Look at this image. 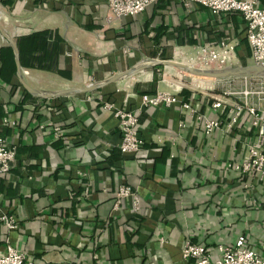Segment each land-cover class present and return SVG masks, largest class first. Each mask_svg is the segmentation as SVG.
Segmentation results:
<instances>
[{"label":"crops","instance_id":"0c3cea01","mask_svg":"<svg viewBox=\"0 0 264 264\" xmlns=\"http://www.w3.org/2000/svg\"><path fill=\"white\" fill-rule=\"evenodd\" d=\"M106 13L105 0H0V25L15 44L39 33L20 63L23 82L53 94L28 92L0 62V132L15 147L0 175V215L15 228L0 220V253L12 247L33 264H196L182 256L186 242L203 245L212 259L240 235L259 247L264 182L232 167L254 136L246 111L229 124L239 95L215 89L216 79L192 76L188 85L181 71L167 70L175 78L168 80L152 66L89 89L174 50L221 40L235 44L238 64L251 65L242 15L184 0H157L110 22ZM8 46L0 34V48ZM50 47L55 55L47 59ZM231 81L241 91L247 80ZM157 92L176 100L143 103ZM217 100L224 110L213 107ZM251 102L264 108V94ZM119 108L137 117L135 154L120 151ZM206 119L220 122L209 134ZM121 186L132 195L116 205Z\"/></svg>","mask_w":264,"mask_h":264},{"label":"built area","instance_id":"2783aa9c","mask_svg":"<svg viewBox=\"0 0 264 264\" xmlns=\"http://www.w3.org/2000/svg\"><path fill=\"white\" fill-rule=\"evenodd\" d=\"M157 0H105L107 5L106 19L108 22L124 17L134 16L143 12L149 5ZM186 4L195 3L210 10L212 14L239 12L245 24V38L250 48L253 64L264 67V7L258 5L257 0H184ZM178 53H183L178 50ZM190 62L201 69H221L237 64L236 46L232 42L221 40L215 45L198 46L194 53L187 57ZM246 86L239 92L229 94L239 95L240 99L230 107L229 124H235L241 113L246 111L251 118L254 128L253 139L248 143L247 155L232 167L241 173H250L258 176L264 182V108L251 102V97L264 94V77L256 83L247 76H243ZM254 82V83H253ZM255 84L257 88L251 86ZM144 104H169L176 98L165 92L153 95H143ZM188 107L187 104L184 105ZM214 108H226L219 100L213 103ZM114 115L118 119V128L121 134L120 151L123 153H136L141 144L138 136V120L131 112L116 109ZM216 119H206L204 132L211 133L219 126ZM15 156V147L7 144L0 132V175L7 174ZM132 195L128 186H121L116 192V205L123 197ZM0 220L10 229L15 228L14 220L1 214ZM219 255L210 258L203 245L186 242L182 248L183 258H192L196 264H264V240L259 247L252 246L244 235H240L234 244L218 247ZM0 264H33L32 259L15 248L8 247L6 252L0 253Z\"/></svg>","mask_w":264,"mask_h":264},{"label":"water","instance_id":"95a60500","mask_svg":"<svg viewBox=\"0 0 264 264\" xmlns=\"http://www.w3.org/2000/svg\"><path fill=\"white\" fill-rule=\"evenodd\" d=\"M0 34L7 40L8 44L11 46L14 54V61H15V66H16V74L17 77L19 78L21 84L24 86V88L35 95H53V94H48V93H41L37 90H34L30 87H28L22 80V72H21V67H20V62H19V52L18 48L14 42V40L6 34V32L2 29L0 25ZM154 65H169L173 66L176 68H179L181 71L187 72L191 75L198 76V77H203V78H209V79H225V78H236V77H243V76H251V75H259L264 77V67L251 64V65H233V66H228L225 68L221 69H201V68H195L192 66H188L183 64L182 62L178 61H171V60H159V59H154L146 64H141L135 68L123 71L115 76H112L108 80L97 84L93 87H90L89 89L93 88H98L101 85L112 82L115 80L122 79L126 76H130L140 70H144L148 67L154 66Z\"/></svg>","mask_w":264,"mask_h":264},{"label":"rangeland","instance_id":"374dc122","mask_svg":"<svg viewBox=\"0 0 264 264\" xmlns=\"http://www.w3.org/2000/svg\"><path fill=\"white\" fill-rule=\"evenodd\" d=\"M183 50V48H180V51ZM175 51V50H174ZM168 57V58H158L159 60H171V61H178V62H182L188 66H192V67H195V68H199L197 66H195L192 62H190V60L187 58L189 56H191L194 51H188L186 53H178V52H174ZM236 65H241V64H236ZM249 65V64H248ZM171 68V69H170ZM151 69L155 70V69H158V72H159V76H166V78L168 80L170 79H175L171 74H167V70H175L177 72H180L181 70L179 68H176V67H170L168 65H154L151 67ZM183 73H181L182 75L183 74H189L187 72H184V71H181ZM194 75H186L185 76V83L188 84V85H195V83L191 80V78H194L192 77ZM197 79H198V76H196ZM201 80H211L209 78H203V77H199ZM232 78H225V79H216L217 80V83L216 84H213L211 86H214L215 89L217 90H223L225 92H237L239 91V89L237 88L238 86L231 81ZM241 87V86H240Z\"/></svg>","mask_w":264,"mask_h":264},{"label":"trees","instance_id":"16d2710c","mask_svg":"<svg viewBox=\"0 0 264 264\" xmlns=\"http://www.w3.org/2000/svg\"><path fill=\"white\" fill-rule=\"evenodd\" d=\"M38 34H39L38 32H32V33H29L28 35L22 37V40H20V42H19V40L16 41L18 51L20 54V63L24 64L26 55L32 53V51L34 50L35 43L38 39V37H37ZM54 55H55V50L51 47L46 49V51L44 52V56L47 59L54 57ZM0 62L1 63L8 62L11 65V68L13 69V71L16 70L11 46H8L4 50H3V48H0ZM241 65H246V64H241Z\"/></svg>","mask_w":264,"mask_h":264},{"label":"bare ground","instance_id":"6f19581e","mask_svg":"<svg viewBox=\"0 0 264 264\" xmlns=\"http://www.w3.org/2000/svg\"><path fill=\"white\" fill-rule=\"evenodd\" d=\"M184 64V63H183ZM186 65V64H185ZM169 66V65H168ZM170 67H173V66H170Z\"/></svg>","mask_w":264,"mask_h":264}]
</instances>
